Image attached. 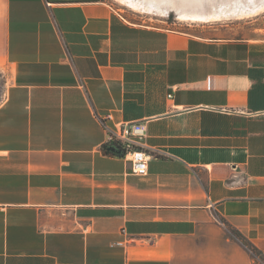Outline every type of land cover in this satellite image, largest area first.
<instances>
[{"label": "crops", "instance_id": "crops-1", "mask_svg": "<svg viewBox=\"0 0 264 264\" xmlns=\"http://www.w3.org/2000/svg\"><path fill=\"white\" fill-rule=\"evenodd\" d=\"M0 79V264H256L231 230L264 256V38L0 0ZM108 115L146 123L147 176Z\"/></svg>", "mask_w": 264, "mask_h": 264}, {"label": "rangeland", "instance_id": "rangeland-1", "mask_svg": "<svg viewBox=\"0 0 264 264\" xmlns=\"http://www.w3.org/2000/svg\"><path fill=\"white\" fill-rule=\"evenodd\" d=\"M106 1L115 5L116 9H118L129 20L144 25L169 28L178 31H192L196 34L207 37H222L230 39L264 38V0H203L202 4L198 3L200 6L197 4L198 6L191 7L190 9L197 10L195 8H198V10L207 11L212 15L210 18L199 21L189 18H180L175 9L169 11L167 15H160L133 8L130 5L129 0ZM222 8L226 11H230L229 16L225 17L224 14L213 15L216 11H221ZM246 8L248 10H246ZM225 10H222L221 12L226 13ZM1 83L0 79V87L2 85ZM2 90L3 89L0 88V95Z\"/></svg>", "mask_w": 264, "mask_h": 264}, {"label": "built area", "instance_id": "built-area-1", "mask_svg": "<svg viewBox=\"0 0 264 264\" xmlns=\"http://www.w3.org/2000/svg\"><path fill=\"white\" fill-rule=\"evenodd\" d=\"M169 97L172 98L173 96L170 95ZM112 120V115L101 119L102 126L107 135L104 146H120L124 150L123 158L131 165L132 174L147 176L149 173V163L157 157V153L145 144L147 137L146 123H123L111 127L109 121ZM254 256L256 264H264V256L260 254Z\"/></svg>", "mask_w": 264, "mask_h": 264}, {"label": "bare ground", "instance_id": "bare-ground-1", "mask_svg": "<svg viewBox=\"0 0 264 264\" xmlns=\"http://www.w3.org/2000/svg\"><path fill=\"white\" fill-rule=\"evenodd\" d=\"M202 1L203 0H129V3L133 8H136V9H139V10L145 11V12L149 11L152 13H157L160 15H167L169 13V11H171L172 9H175V10H177L178 16L180 18H183V19L189 18L192 20L199 21V20L210 18V16L212 15V14L208 13L207 11L198 10V8H195L197 10H191L190 9L191 7L198 6L199 5L198 3L202 4ZM206 1H209V0H206ZM225 1H228V0H225ZM245 3H247V2H245ZM221 4H222V1H221ZM234 7H235V5H234ZM244 9H245V7H244ZM222 10H225V9L222 8ZM246 10H248V9L246 8ZM221 11L220 10L218 12L216 11L217 13L215 12V14H213V15L216 16V14L217 15L224 14L226 17V16H229V14H230V11L225 10V12L227 14L223 13ZM240 11H241V9H240Z\"/></svg>", "mask_w": 264, "mask_h": 264}, {"label": "trees", "instance_id": "trees-1", "mask_svg": "<svg viewBox=\"0 0 264 264\" xmlns=\"http://www.w3.org/2000/svg\"><path fill=\"white\" fill-rule=\"evenodd\" d=\"M104 150L107 153H109V151H107V147L106 146H104ZM231 233L234 235V237L236 239H238L244 245V247L252 254V256L259 254L258 250L252 245V243H250L240 233H238L237 231H234V230H231Z\"/></svg>", "mask_w": 264, "mask_h": 264}, {"label": "water", "instance_id": "water-1", "mask_svg": "<svg viewBox=\"0 0 264 264\" xmlns=\"http://www.w3.org/2000/svg\"><path fill=\"white\" fill-rule=\"evenodd\" d=\"M107 150L115 155L124 156V150L120 146L110 145L107 147Z\"/></svg>", "mask_w": 264, "mask_h": 264}]
</instances>
